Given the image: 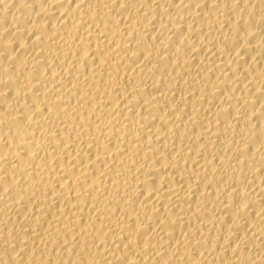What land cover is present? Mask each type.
Returning <instances> with one entry per match:
<instances>
[{
	"label": "bare ground",
	"instance_id": "obj_1",
	"mask_svg": "<svg viewBox=\"0 0 264 264\" xmlns=\"http://www.w3.org/2000/svg\"><path fill=\"white\" fill-rule=\"evenodd\" d=\"M0 264H264V0H0Z\"/></svg>",
	"mask_w": 264,
	"mask_h": 264
}]
</instances>
